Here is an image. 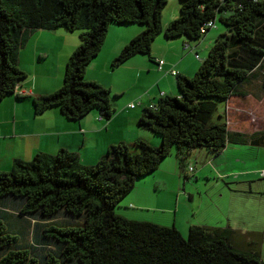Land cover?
Listing matches in <instances>:
<instances>
[{
	"label": "trees",
	"instance_id": "obj_1",
	"mask_svg": "<svg viewBox=\"0 0 264 264\" xmlns=\"http://www.w3.org/2000/svg\"><path fill=\"white\" fill-rule=\"evenodd\" d=\"M178 2V18L162 28L166 0H0V101L15 95L27 77L19 68V52L32 33L78 32L79 46L66 62L61 87L31 98L35 115L57 108L69 121L91 112L109 120L116 112L111 90L85 80L111 25L145 26L112 68L138 55L150 58L160 34L198 41L209 30L202 29L207 23L216 28L218 21L225 28L194 75H176L177 97L160 96L142 109L137 126L157 140L155 145L142 139L132 148L111 145L93 166L67 151L38 154L0 172V264H264L257 250L238 246L234 230L189 226L184 239L173 226L132 221L117 212L137 182L173 153L186 181L194 170L186 163L195 152L205 151L211 161L227 145L264 144V130L252 135L230 130L225 109L230 98L246 95L248 86L254 90L259 84L264 92V0ZM60 213L82 223L60 224ZM4 215L16 219V230ZM29 227L34 243L19 248ZM52 246L56 253L47 250Z\"/></svg>",
	"mask_w": 264,
	"mask_h": 264
},
{
	"label": "crops",
	"instance_id": "obj_2",
	"mask_svg": "<svg viewBox=\"0 0 264 264\" xmlns=\"http://www.w3.org/2000/svg\"><path fill=\"white\" fill-rule=\"evenodd\" d=\"M177 18L162 17V28ZM214 30L217 29L207 30L198 41L184 38L167 40L164 37L162 40L158 36L152 44L150 58L138 55L112 68V61L130 40L141 33V29L109 28L101 51L86 68L85 80L97 82L113 92L112 83L107 84L105 78H102L103 81L100 80L99 74L102 72L120 82L125 78V84L140 88L141 91L135 98L116 110L109 120L99 119V114L91 112L79 121L65 119L57 108L46 110L40 115H35L33 112L31 98L53 93L61 87L66 62L79 46V37L76 38L68 32L35 31L19 52V68L27 77L20 83L15 95L0 101V172L10 171L15 160L29 162L38 154L55 155L60 151H67L76 154L83 164L93 166L106 155L111 145L124 143L132 148L133 143L138 139L155 145L157 140L137 126L142 109L153 105L160 96H178L176 76L171 75V71L186 77L194 75L215 39L224 33L221 31L215 34L212 32ZM202 52L205 54L204 57L199 55ZM157 60L164 62L161 69H158ZM107 67H111L112 70L109 71ZM250 88L248 86L243 89L246 95L230 98L225 108L229 129L234 123L236 128L232 131L246 135L264 130V122H262L264 113L261 111L264 110V106L262 107L264 92L259 84L254 85V90ZM132 102L137 104L131 109L129 106L133 104ZM137 105L139 111L136 110ZM234 115L237 117L235 118ZM172 158L174 160H164L153 173V177L149 178L150 180L139 184L144 179L142 178L137 182L131 196H128L118 209V212L120 210L124 212L118 213L120 216L132 221L144 222L134 217L142 209L163 208L158 204L169 196L177 201L181 195L179 184L181 187L182 174L177 158L171 156L169 159ZM263 169L264 167L250 172L259 178V174L262 173L258 171L262 170L264 173ZM253 181L250 179L248 182ZM259 182L264 183V180ZM242 194L240 197L244 201L254 196L261 198L264 195V188L253 190L248 186L242 190ZM188 196L191 200L193 194L188 193ZM185 226L188 231L189 224L186 223ZM201 227L219 228L205 225ZM237 242L238 246H244V249L248 246L251 248L249 243H241L239 234Z\"/></svg>",
	"mask_w": 264,
	"mask_h": 264
},
{
	"label": "rangeland",
	"instance_id": "obj_3",
	"mask_svg": "<svg viewBox=\"0 0 264 264\" xmlns=\"http://www.w3.org/2000/svg\"><path fill=\"white\" fill-rule=\"evenodd\" d=\"M166 1L167 4L162 12V17L167 19H171L173 16H175V18L178 17V0ZM215 23L217 30L212 31L213 33L217 34L221 31H225V28L220 25L218 21ZM112 27L121 29L140 28L142 31V27L145 26L111 25L110 28ZM70 34L75 35L76 38L77 36L79 37L78 32ZM163 37V34L159 35V38L162 40ZM199 55H203L202 57H204L205 54L202 52L199 53ZM107 69L109 71L112 70L111 67H107ZM99 77H101V81H103L102 78L107 79V84L112 83L111 88L116 91L115 92L113 90L115 93L112 92V95L115 96L112 97V104L116 110H119L129 100L135 98L141 91L140 88L125 84V78L122 82H120L112 78L110 75L102 74V72H100ZM132 103L134 106L137 104V102ZM221 104L223 103H219L218 112H222L224 110V106ZM138 106L139 105L136 106L137 111L140 110ZM263 106L264 105H262V107ZM127 108L125 107V109ZM233 108H235V106ZM252 109L254 110V108H251V110ZM261 111L264 113V110ZM234 117L236 118L237 116L234 115ZM217 118L218 117H216L215 114L214 120ZM262 122H264V119ZM231 123H233V120ZM234 128L236 127L233 123L230 129L232 130ZM171 156L175 157V154L173 153ZM205 156V151H198L188 159L186 163L187 168L191 166L194 170L193 172H189L188 180L185 181L183 176L181 177V187L179 184L181 195L177 201L173 197L169 196L164 202L158 204L163 208L158 210H148L147 208L142 209L139 214L134 216L135 219L162 226H176L177 228H175L180 232L184 239L187 238V230L185 228L186 223H188L189 226L205 225L219 228L227 226L226 228H232L234 231L238 232L241 243H249L252 247L251 249L257 250L262 261H264V195L261 196V198L254 196L252 199L245 201L241 199L243 195L242 190L248 186H251L253 190L260 187L264 188V183L259 182V180L263 179L261 176H264L262 170L258 171L262 173L259 174V178L250 172L251 170L264 167V144L259 147H251L248 145H227V147L216 159L208 161ZM170 157L165 160H174V158L169 159ZM152 177L153 174L142 179L139 184H142L146 180H150L149 178ZM250 179L254 180L251 184L248 182ZM238 191L239 193H237ZM132 192L129 193L125 199L128 196H131ZM188 193L193 194L191 200L188 198ZM125 199L122 201L120 206H122ZM118 213L120 214L124 212L120 210ZM4 218L9 224L11 223L10 226L12 230H16L19 225L16 223V219L14 220L11 215H4ZM57 219L60 224H67L70 226H77L82 223L81 219L70 220L62 213L58 215ZM31 225L34 226V222L30 223V227ZM30 227L29 231L24 234V237H21L22 241H18L17 244L19 245V248L34 243ZM15 233L18 237L20 236L19 232ZM47 250H53L54 253L57 252L55 246H52Z\"/></svg>",
	"mask_w": 264,
	"mask_h": 264
},
{
	"label": "built area",
	"instance_id": "obj_4",
	"mask_svg": "<svg viewBox=\"0 0 264 264\" xmlns=\"http://www.w3.org/2000/svg\"><path fill=\"white\" fill-rule=\"evenodd\" d=\"M212 28H215L214 23H207L204 25V27L202 29L204 30V29H212ZM196 58H198V57L196 56ZM156 64L158 66V69H161V66L164 64V62L162 60H157ZM171 75L176 76L177 73L175 71H171ZM132 107H133V105L131 106V108Z\"/></svg>",
	"mask_w": 264,
	"mask_h": 264
}]
</instances>
